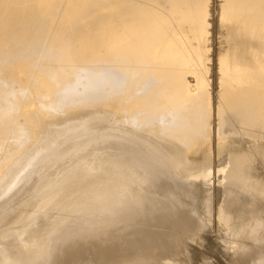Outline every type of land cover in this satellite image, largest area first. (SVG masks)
<instances>
[{"label":"bare ground","instance_id":"1","mask_svg":"<svg viewBox=\"0 0 264 264\" xmlns=\"http://www.w3.org/2000/svg\"><path fill=\"white\" fill-rule=\"evenodd\" d=\"M217 43L225 50L219 56ZM217 140L235 177L264 191V0H0V214L10 206L24 211L53 188L84 183L105 168L124 170V185L138 186L156 174L149 159L175 165L207 154ZM257 223L253 229L262 228ZM248 225L222 236L229 255L264 231ZM123 227L111 241L103 235L108 242L99 250L93 243L100 230L88 227L95 234L92 243L86 237L95 247L88 248L98 250L88 258L81 252L87 240L66 237L59 256L53 246L54 261L154 264L161 251L160 260L163 247L149 244L164 231ZM178 251L155 264H195ZM31 252L25 264H48L53 256ZM204 260L198 264H215Z\"/></svg>","mask_w":264,"mask_h":264},{"label":"rangeland","instance_id":"2","mask_svg":"<svg viewBox=\"0 0 264 264\" xmlns=\"http://www.w3.org/2000/svg\"><path fill=\"white\" fill-rule=\"evenodd\" d=\"M219 36L220 34L218 35V37ZM220 45L221 44L219 43H217L216 45V52L218 56L225 51V50H222L223 44L221 46ZM211 143L212 144H210L209 148L207 149V152H208L207 154L199 153V154L190 155L188 159H186L185 161L179 162L175 165H170L160 160L149 159V162L156 164L157 166L155 169L156 174L154 176L152 175V177L150 176V178H147L148 180L144 179V182L147 181L148 183V184L146 183L147 185L142 181V183L140 182L141 184L140 183L136 184L138 186L128 187L124 185V181H123L124 170L118 168L119 169L118 172L115 173L117 169L107 170V168H105L103 171H101L102 174L92 179H87L84 183H82V181L78 179L77 182H74L70 184L69 186L66 185L63 187L53 188L52 190H50L49 192H47L45 195L42 196V199L44 200H41L38 203H33L32 205L27 207L24 211L17 209L15 212L11 213V211L13 210L12 206L6 207L5 211L0 214V217L2 216V214H5L4 215L5 218L7 217L6 228L3 229L4 233L3 235L0 236V264H25L26 262L31 260V253H32L31 250L32 249L42 250L46 253L49 252V250L51 253V251L55 249L54 252H57L56 250H58V248L60 247L62 248L60 244L63 241H65L64 244L69 242L71 238L73 239V241L84 239V242H85V240H87L86 237L89 236L91 237L90 238L91 240L92 238L95 237V234H92L90 231L94 229L93 231L95 232V229L97 228L96 224L97 225L99 224V226L106 224L105 227L103 226L106 229V230L104 229L105 231L103 230V227L100 228L98 226V231L103 230L102 233L104 232L102 234L99 231L102 237L99 233H97L98 232L97 229L95 232L97 233L96 234L97 236L94 239L97 241L94 242L93 244L95 245L97 243L96 248L98 249L99 246L100 247L103 246L104 245L103 243H106V241L108 240V239L106 240L105 237L103 238V235L109 238L108 241H111L113 238H115L114 237L115 234L116 235L119 234L118 233L119 230H120V233L122 232L121 230H122L123 225H125L124 223H126V227L125 226H124L125 228L123 227L124 231H129V228L132 227L133 224H134L132 227L133 229L135 228L134 226L138 225L139 227H137L136 229L143 230L146 227L147 230H149L151 229V227L154 228V226H152L153 225L152 221L153 222L155 221L154 219H156L155 222L158 225L157 226L155 224L156 227L154 229H158L159 231L160 230L164 231V233L160 231L162 233V235H160L159 237V238H162L161 242L163 241V239L165 241L167 239L166 242L165 241L163 242L168 244V245L167 244L164 245V243L162 242L163 245H161L162 243L159 242L160 241L159 238H157V244L161 243L159 244L161 246H158L157 244H155L156 238L154 239V241H151V244L154 242L152 245L149 244V247L151 248L153 245H155L153 246V248L155 247L154 249H156V246L163 247V252L164 251L165 252L162 253L163 255H160V260L158 257H159V254L161 253L160 250H162V248L160 250L158 248V251L160 252H157V250L154 251L153 249H150L149 247H147L148 245H145V248H148L147 250L150 249V250H153V252L155 253L157 252V254L159 253L157 256L158 260L155 259V261L156 260L161 261V257H165L164 255L167 256V255L172 254L173 256L174 254L173 252H175L176 250L177 251L179 250L177 254L178 253L183 254V252L185 253L187 251V253L189 254V257L192 258V261L194 260L193 262L195 264H198L201 261L203 262L204 258L206 261H209V262L211 260L214 261L215 264H236L237 262L240 264L241 263L240 261H242V259L241 257L239 258V256H241V254H243L242 258L243 259L245 258L244 260L246 261L244 262L243 260L242 261L243 264H249L247 262H250V264H264V248H263L264 247V231H263L264 227L263 225H260L259 223L261 222V220H262L261 223L264 222L263 220L264 219V191L260 190L256 185H254L253 182H249V180L248 182H244L243 181L244 178L243 179L241 178L242 180L241 179L239 180L238 177L236 178L235 175L231 172V169L229 168V166L225 164L226 160L224 163L222 162L224 161V154H222L220 151L221 150L220 143H218V140L216 142H211ZM113 176L115 177V181H119V179L121 178L120 183L113 185V182H115L112 179ZM200 181L201 182L204 181L203 182L204 184H202ZM197 182H199L201 186ZM198 190L200 191V193L198 192ZM229 194L231 195L229 196ZM38 198L40 197H36L34 195L33 197H31V200H33L34 202V201L39 200ZM199 201L202 207H200V204L198 203ZM198 207L200 211H198L199 210L197 209ZM184 209H186L185 210L186 212L184 211ZM169 210H171L170 211L171 213L169 212ZM177 210L178 211L180 210L179 213L180 212H182L183 214L185 213L186 216L185 215L180 216V214L179 215L176 214L178 213ZM200 214H203L205 216L202 215L203 216L202 217ZM177 216L178 218H181L182 220L179 219L180 221H178V219L176 218ZM172 217H175L176 221ZM201 217L203 219L206 218L204 219L205 225L203 222H202L203 224L201 222H200L201 224L199 223V221L202 219ZM257 217L259 220L257 219ZM130 218L132 219L134 218L136 220V222L133 220L136 223V225L133 222L131 223L129 222ZM132 219L130 221H132ZM146 219L149 221L145 222ZM167 219L169 220L167 221ZM87 220H90V221L94 220V221L87 223ZM204 220H201V221H204ZM82 221H85L87 225L88 224L92 225V223H94L93 226L95 227H93L92 229V226L90 225L87 226L86 224H84L83 226L87 227L84 229V227H81L82 226L81 224H80L81 226L78 224L80 222L83 224L84 222ZM165 221L169 225H171V227H173L172 226L173 224L175 228L170 227L171 228L170 229ZM250 221L251 222L253 221V222L251 223ZM256 221H258L259 224ZM149 222H151L152 224ZM173 222H175V224ZM192 222H194V225ZM206 222H209V223L206 224ZM244 222H245V225H247L248 223L249 224L248 226L252 230L254 231L259 230V232H262V231L263 232L260 233L262 234L261 236L259 234L257 238L256 237L253 238L252 241L250 239L248 241L247 239L246 243L248 245L245 242H243V246H241L243 248L239 247L238 251L236 250L237 253L235 252L233 254V255L235 254L237 255L240 253V255H237L239 258V261L238 260L236 261L237 256L235 255L236 257L234 256L235 257L234 258L233 255H229V251L227 252V250L225 249L226 240H224V238H227L230 235L227 231L231 233L234 230V228L238 227V224L240 226H243ZM254 222L257 223L256 225L261 226L262 228L260 229L262 230H260L259 228L253 229L252 227L255 224ZM148 223H149V226H148ZM161 223H162L161 225L162 227L159 226ZM176 223L178 226L176 225ZM180 223H182L183 225L182 224L180 225ZM185 223H187V226H184ZM164 224L168 226V230H166L167 226H164ZM208 224L212 226V229H211V226ZM76 225L77 227L79 226L78 227L79 229H77ZM127 225L128 227L129 226L130 227L127 230H125L127 228ZM233 225H235L236 227L234 226V228H230V227H233ZM111 226L113 227L116 226V227L113 229V227L110 228ZM117 226L119 228L121 226L122 227L121 229H118V231L116 230L117 232L116 233L115 229L118 228ZM141 226L144 228H142ZM74 227H76V229H73L72 231V228ZM88 227L89 229L91 227L90 231ZM159 227H161V229ZM190 227L195 228V230L191 229ZM132 228H130V230H133ZM200 228H202V230ZM86 229H88L87 234L89 235H85ZM162 229H165V230H162ZM169 229L174 233H172ZM78 230H80V232ZM78 232L80 234H77L79 235L77 238V235L75 233H78ZM108 232H112L114 234L111 235V233L108 234ZM65 233H67L66 234L67 236L65 235ZM71 233L72 235L75 234V237L77 239L74 240L75 237L74 236L72 237ZM196 233L200 235V236L198 235V237H200L198 238V240L195 238L197 237ZM82 234H83V238L82 236H80ZM64 235L65 237H61ZM165 235L167 236V238ZM223 235L224 236L228 235V236L222 237ZM164 236L166 239L163 238ZM66 237L67 239H69V241L68 240L66 241ZM100 237H101V240H100ZM173 237L174 239L172 240ZM257 239L259 242L257 241ZM59 241L61 242L60 244H58ZM92 242H93V239L91 240V243ZM170 242L171 244H169ZM100 243L101 245H98ZM244 243L246 245H244ZM55 244H56V247L53 248ZM89 244L90 242L86 245L87 247L86 246L83 247V248L86 247L84 250L82 248L83 251L81 250V252H84L82 253L84 254L83 255L84 258L85 257L88 258L89 256L87 251L91 253L93 249L95 248L94 245L92 244L89 245ZM174 244L175 246L178 244L177 247H174L175 249L171 248L170 246ZM258 244H260V246ZM58 245L60 247H58ZM90 246L94 247L92 251L91 249H89ZM247 246H248V249H247ZM165 248H167V251L165 250ZM85 250H86V254H85ZM168 250L172 253H170ZM58 251L60 252L61 249H59ZM54 252L53 254L51 253L50 255H53L55 257L53 258V256L52 257L50 256L51 258L48 264H54V263L56 264V261H54V259L58 260L57 258L61 252L60 253L57 252V255H58L57 258H56V253ZM153 252L151 251V254ZM205 255H207L208 259L207 257H205ZM230 257H233V259L231 258L232 259L231 260ZM246 259H249V260L247 261ZM51 260H53L54 262ZM233 260H235L236 263ZM156 262H153V263L155 264Z\"/></svg>","mask_w":264,"mask_h":264}]
</instances>
